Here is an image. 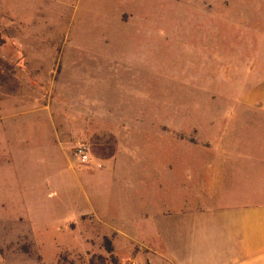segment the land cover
<instances>
[{
  "label": "rangeland",
  "instance_id": "1",
  "mask_svg": "<svg viewBox=\"0 0 264 264\" xmlns=\"http://www.w3.org/2000/svg\"><path fill=\"white\" fill-rule=\"evenodd\" d=\"M0 38V264H111L105 227L58 205L138 181L161 148L174 166L264 71L255 0H0Z\"/></svg>",
  "mask_w": 264,
  "mask_h": 264
},
{
  "label": "crops",
  "instance_id": "2",
  "mask_svg": "<svg viewBox=\"0 0 264 264\" xmlns=\"http://www.w3.org/2000/svg\"><path fill=\"white\" fill-rule=\"evenodd\" d=\"M236 96L226 115L198 122L202 135L175 140L174 166L161 148L160 167L150 161L138 181L129 169L128 183L86 184L80 204L58 206L103 225L123 264H264V71ZM101 159L113 170L118 158Z\"/></svg>",
  "mask_w": 264,
  "mask_h": 264
},
{
  "label": "built area",
  "instance_id": "3",
  "mask_svg": "<svg viewBox=\"0 0 264 264\" xmlns=\"http://www.w3.org/2000/svg\"><path fill=\"white\" fill-rule=\"evenodd\" d=\"M74 162L77 166H86L92 162V155L88 145L80 144L78 145L73 153ZM97 168H101V164H97Z\"/></svg>",
  "mask_w": 264,
  "mask_h": 264
},
{
  "label": "trees",
  "instance_id": "4",
  "mask_svg": "<svg viewBox=\"0 0 264 264\" xmlns=\"http://www.w3.org/2000/svg\"><path fill=\"white\" fill-rule=\"evenodd\" d=\"M1 44H3V41L2 39L0 38V46ZM103 242H104V248H105V251L109 254L110 256V261H111V264H119L118 263V260L113 256V247H112V243L111 241L107 238V237H104L103 238ZM91 264H93V262H91Z\"/></svg>",
  "mask_w": 264,
  "mask_h": 264
}]
</instances>
